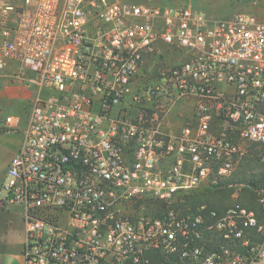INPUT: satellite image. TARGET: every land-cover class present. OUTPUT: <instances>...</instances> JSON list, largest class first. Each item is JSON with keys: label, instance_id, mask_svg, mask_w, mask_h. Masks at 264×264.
<instances>
[{"label": "built area", "instance_id": "obj_1", "mask_svg": "<svg viewBox=\"0 0 264 264\" xmlns=\"http://www.w3.org/2000/svg\"><path fill=\"white\" fill-rule=\"evenodd\" d=\"M0 82L28 92L0 126L23 264H264V15L0 0Z\"/></svg>", "mask_w": 264, "mask_h": 264}, {"label": "rangeland", "instance_id": "obj_2", "mask_svg": "<svg viewBox=\"0 0 264 264\" xmlns=\"http://www.w3.org/2000/svg\"><path fill=\"white\" fill-rule=\"evenodd\" d=\"M137 3H151L155 5L186 4L204 9L211 16H231L238 12H250L259 16L264 15V0H132ZM170 57L154 59L150 65L154 72L168 67ZM171 62V61H170ZM7 84V87H6ZM0 82V126L7 115L13 114L21 117L22 121L28 113V92L19 91L15 84ZM24 138L23 127L19 131H2L0 129V183L6 171L3 159L13 151H18ZM228 192L217 191L205 195L202 199L210 201L216 206L234 202ZM3 195H0V199ZM185 206V205H183ZM190 204L185 207H189ZM24 229L21 213L16 208H8L0 202V241L14 244L17 249L21 246ZM23 247V245H22ZM19 257H11L10 264H19Z\"/></svg>", "mask_w": 264, "mask_h": 264}, {"label": "crops", "instance_id": "obj_3", "mask_svg": "<svg viewBox=\"0 0 264 264\" xmlns=\"http://www.w3.org/2000/svg\"><path fill=\"white\" fill-rule=\"evenodd\" d=\"M16 152L17 151H13V152L9 153V155L3 159V161H2L3 167L8 165L11 158L15 155ZM3 177H4V175H3ZM23 238L24 237H23V232H22V242H21V246L19 247V249H17V247H15L14 244H11L8 242L3 243L2 241H0V264H10L11 257H14V258L19 257V259H20L19 264H23V259H22Z\"/></svg>", "mask_w": 264, "mask_h": 264}, {"label": "trees", "instance_id": "obj_4", "mask_svg": "<svg viewBox=\"0 0 264 264\" xmlns=\"http://www.w3.org/2000/svg\"><path fill=\"white\" fill-rule=\"evenodd\" d=\"M263 174H264V171H263ZM217 191H223V192H228L227 195L230 196V194L233 192V189H225V188H218V187H213V188H209V189H205L204 191L202 192H199L197 194H192V195H189L187 196V199L180 203V207H182L183 209H186L187 207H185L186 205L190 204V206H195L197 205L198 203H208L211 207H214L216 209H225L227 208L230 204H232L233 202H229V203H226L222 206H216L215 204H212L210 201H206V200H203L202 198L205 196V195H208V194H212V193H215ZM185 205V206H183Z\"/></svg>", "mask_w": 264, "mask_h": 264}]
</instances>
